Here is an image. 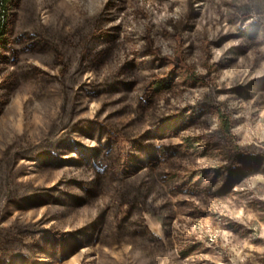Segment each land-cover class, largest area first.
Listing matches in <instances>:
<instances>
[{
    "label": "rangeland",
    "instance_id": "1",
    "mask_svg": "<svg viewBox=\"0 0 264 264\" xmlns=\"http://www.w3.org/2000/svg\"><path fill=\"white\" fill-rule=\"evenodd\" d=\"M8 9L0 264H264V0Z\"/></svg>",
    "mask_w": 264,
    "mask_h": 264
},
{
    "label": "trees",
    "instance_id": "2",
    "mask_svg": "<svg viewBox=\"0 0 264 264\" xmlns=\"http://www.w3.org/2000/svg\"><path fill=\"white\" fill-rule=\"evenodd\" d=\"M11 0H0V40L3 38L6 31V22L8 19V5ZM225 129L229 132L228 120L223 118Z\"/></svg>",
    "mask_w": 264,
    "mask_h": 264
}]
</instances>
